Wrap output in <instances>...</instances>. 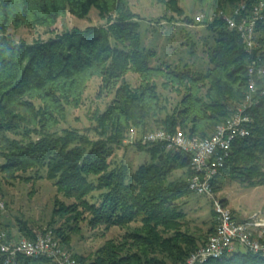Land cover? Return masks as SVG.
<instances>
[{
    "label": "trees",
    "instance_id": "16d2710c",
    "mask_svg": "<svg viewBox=\"0 0 264 264\" xmlns=\"http://www.w3.org/2000/svg\"><path fill=\"white\" fill-rule=\"evenodd\" d=\"M258 1L193 0L213 14ZM165 3L177 8L175 0ZM93 9L104 25L54 33L65 17L85 19ZM205 24L213 39L209 68H164L151 65L154 51L143 46L140 22L129 0H0V174L27 180L19 173L34 171V177L53 181L57 193L72 200L67 205L58 202L61 218L77 222L87 213L89 227L104 229H124L137 219L141 223L118 241L105 240L93 254H74L79 264H179L213 233L216 222L204 239L182 230L185 213L177 201L190 192L189 156H171L161 144L146 143L139 150L149 153L151 163L134 172L125 164L110 168L109 160L112 149L119 148L131 130L140 138L157 129L208 137L243 101L249 54L239 34L221 18ZM20 27L41 29L50 37L32 43L16 41L9 29ZM255 40L252 58L264 66V13L256 25ZM129 73L139 76L137 86L126 80ZM93 78L99 79L101 92L113 95L104 111L95 110L90 116L89 132L94 137L59 128L68 109L82 104ZM257 83L258 102L250 110L251 134L232 143L214 192L224 175L248 187L264 186V76ZM162 91L176 93L180 99L173 105ZM176 170L188 177L172 178ZM95 192L99 195L92 201ZM51 232L62 246L68 244L66 230ZM18 233L35 238L22 222ZM6 238L12 240L8 233ZM20 264L51 262L22 258ZM204 264H264V258L237 251Z\"/></svg>",
    "mask_w": 264,
    "mask_h": 264
},
{
    "label": "rangeland",
    "instance_id": "374dc122",
    "mask_svg": "<svg viewBox=\"0 0 264 264\" xmlns=\"http://www.w3.org/2000/svg\"><path fill=\"white\" fill-rule=\"evenodd\" d=\"M167 1L169 0H163V2L159 0H129L130 9L140 22L139 32L143 46L146 50L154 51L150 60L151 65L164 68L169 65L171 68L206 71L209 68L208 50L213 45L212 34L206 28V24L198 25L195 18L201 14L212 12L208 11L206 7L194 3L193 0H175L179 11L176 10L177 8L173 9L167 6L165 3ZM190 20H194V23L193 21L189 22ZM89 25H104L94 9L85 19H77L73 16L65 17L56 24L53 30L56 33L72 27L83 29ZM9 34L16 41L27 43L46 40L50 37L41 29L30 30L25 27L10 28ZM126 80L135 87L140 78L137 74L129 73ZM162 92L168 96L173 105L180 99V95L176 93ZM112 98V93L101 92L99 79L93 78L85 90L82 104L76 109H68L66 121L61 123L59 128L77 129L88 134L91 138L94 137V134L89 132V128L92 126L90 116L95 110L104 111ZM146 143L140 136L135 135L132 144L123 142L119 148L114 147L109 159L110 168L125 164L130 172H134L139 166L150 164L149 153L146 150H139ZM163 151L171 156L175 153L166 147L163 148ZM183 172V170L174 171L172 178L188 177ZM39 174L43 175L42 172ZM19 175L23 178L29 177V179H9L0 174V202L4 204L3 209H0V231L8 233L13 241L25 239L18 233L19 222L25 223L35 236L44 231L62 228L63 233L66 230L69 235L68 244H64L63 247L73 254L86 256L93 254L105 240L118 241L125 232L141 226L140 220L137 219L124 229L118 227L104 229L103 226L91 228L87 223L89 218L87 213H84V217L77 222L68 217L61 218L57 211L59 209L58 202H64L67 205L72 200L57 193L53 181L34 177V171L19 173ZM215 193L219 199L225 201V205L235 220L245 221L253 216H264V186L248 187L228 175H224L218 181ZM98 195L99 193L95 192L93 194L95 197L90 200H95ZM177 202L185 213L182 230L204 239L216 222L210 200L205 196L189 192ZM68 226L73 227V230L68 231L66 229Z\"/></svg>",
    "mask_w": 264,
    "mask_h": 264
},
{
    "label": "built area",
    "instance_id": "2783aa9c",
    "mask_svg": "<svg viewBox=\"0 0 264 264\" xmlns=\"http://www.w3.org/2000/svg\"><path fill=\"white\" fill-rule=\"evenodd\" d=\"M263 13L264 0H259L249 6L242 3L230 10L201 14L195 18L197 24L209 23L214 17L221 18L239 34L249 54L247 90L232 116L205 138L187 137L180 130L170 133L161 129L142 137L144 142L161 144L175 153L189 156L191 174L187 188L196 195L207 197L216 217L215 229L206 242L179 264H204L240 250L264 258V216H253L245 221L235 220L213 189L216 177L229 157L232 143L251 134L253 120L250 110L258 102L257 82L264 76V66L259 64V59L252 58V52L257 47L255 29ZM135 135V130H131L124 143L132 144ZM3 207L4 204L0 202V209ZM22 258H46L51 264H79L74 254L63 247L51 231L36 235L34 239L17 241L8 240L6 234L0 231V264H20Z\"/></svg>",
    "mask_w": 264,
    "mask_h": 264
}]
</instances>
